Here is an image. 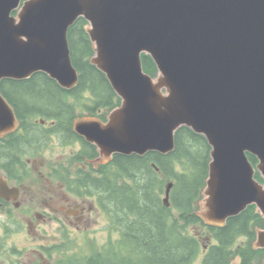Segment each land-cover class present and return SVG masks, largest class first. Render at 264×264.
Here are the masks:
<instances>
[{"label":"water","instance_id":"1","mask_svg":"<svg viewBox=\"0 0 264 264\" xmlns=\"http://www.w3.org/2000/svg\"><path fill=\"white\" fill-rule=\"evenodd\" d=\"M78 18L93 50L89 63L120 99L105 122L74 124L99 160L168 154L187 127L210 148L198 217L223 226L254 205L264 219V0H0V83L41 72L75 87L67 33ZM142 55L155 76L143 71ZM16 124L0 93V134ZM252 249L264 250V229Z\"/></svg>","mask_w":264,"mask_h":264},{"label":"trees","instance_id":"2","mask_svg":"<svg viewBox=\"0 0 264 264\" xmlns=\"http://www.w3.org/2000/svg\"><path fill=\"white\" fill-rule=\"evenodd\" d=\"M84 26L85 21L79 18L67 34L71 61L78 73V83L70 91L41 73L21 82H1L0 91L17 117L69 121L79 107L95 112L119 104L105 75L89 63L93 51ZM141 62L145 73L156 75L149 56L142 55ZM174 137V150L165 155L148 152L143 156H113L104 168L108 172L95 186L101 188V208L112 220L110 236L116 231L120 236L91 254L66 255L67 264H228L238 237L254 239L250 223L261 218L249 208L222 227L206 225L195 214L210 148L203 136L187 127L179 128ZM247 157L253 165L256 163L255 157ZM255 177L260 180L258 174ZM165 182L172 183L169 206L159 197ZM203 236L208 237L206 247L201 244ZM259 252L264 251L251 246L238 249L240 264H251Z\"/></svg>","mask_w":264,"mask_h":264},{"label":"flooded vegetation","instance_id":"3","mask_svg":"<svg viewBox=\"0 0 264 264\" xmlns=\"http://www.w3.org/2000/svg\"><path fill=\"white\" fill-rule=\"evenodd\" d=\"M108 113L79 107L69 121H58L22 119L14 112L15 129L0 134V264H67L65 250L80 248L76 237L109 217L101 208L102 192L95 182L101 181L112 161L98 162L96 147L73 129L77 120L105 122ZM67 150L73 151L72 157L65 155ZM247 208L255 214L253 205ZM108 242H114L113 237Z\"/></svg>","mask_w":264,"mask_h":264},{"label":"rangeland","instance_id":"4","mask_svg":"<svg viewBox=\"0 0 264 264\" xmlns=\"http://www.w3.org/2000/svg\"><path fill=\"white\" fill-rule=\"evenodd\" d=\"M66 154H69L72 157L73 151L70 153V151L67 150L65 152V155ZM48 156H50V155H48ZM160 196H161L160 199H162L163 198V191L160 193ZM202 197L203 196L201 194V195H199L198 199L196 200L195 205H194V212H196L200 209L199 205H200ZM172 212H175V211L173 210ZM108 218L109 217H107V219H106L105 216H103L100 219V222L97 225V227L94 226L93 228L87 229V232L82 233L81 235L79 234V236L76 238H78L77 242H80V248L69 246L68 249L65 250L67 252V254L68 255L75 254L77 251L78 254L80 256H82L84 253L91 254L94 252V250H97L99 248L100 249L104 248L105 245L108 244V243H106V241L111 239L110 233H108V231H107V227H108V225H110L109 224L110 221ZM250 227H251V230L253 232L258 230V229H264V219L261 218V219L253 220ZM195 232L200 233L203 231L197 230ZM119 236H120V233L116 231L113 235V240H116ZM70 240H73V236H71ZM252 241H253V239L251 241H249V239L246 237H238L232 246V251L234 252V254L232 255L231 260H233L237 256V252H236L237 249L249 248V246H252ZM201 244L203 246L207 245V241L205 239V236L202 237ZM251 264H264V253H262V252L257 253Z\"/></svg>","mask_w":264,"mask_h":264},{"label":"bare ground","instance_id":"5","mask_svg":"<svg viewBox=\"0 0 264 264\" xmlns=\"http://www.w3.org/2000/svg\"><path fill=\"white\" fill-rule=\"evenodd\" d=\"M69 51H70V49H69ZM71 58V57H70ZM72 62V61H71ZM73 65V64H72ZM38 73H41V72H38ZM35 74H37V73H35ZM41 74H44V73H41ZM34 75V74H33ZM46 75V74H45ZM47 76V75H46ZM5 80H12V79H5ZM26 80V79H25ZM52 80V79H51ZM14 81H20V80H14ZM54 81V80H53ZM55 82V81H54ZM56 83V82H55ZM57 84V83H56ZM60 87V86H59ZM62 89H64V88H62ZM66 90H69V89H66ZM114 92V91H113ZM85 140V139H84ZM86 141V140H85ZM87 142V141H86ZM123 156H125V155H123ZM131 156V155H130ZM100 159V156L98 157V160ZM99 162L100 163H102V162H104L102 159L101 160H99ZM206 177H207V175H206ZM206 179V178H205ZM168 184H171V183H167V185ZM170 190H171V188H170ZM202 190H203V188H202ZM202 190L200 191V193L202 192ZM170 192V191H169ZM240 214V213H239ZM238 214V215H239ZM228 219H230V217L229 218H227L226 219V221L228 220ZM226 221H225V223H226ZM254 240V239H253ZM239 257V256H238ZM239 259H240V257H239Z\"/></svg>","mask_w":264,"mask_h":264}]
</instances>
